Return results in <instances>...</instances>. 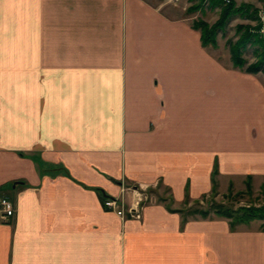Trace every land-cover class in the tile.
<instances>
[{"label":"crops","instance_id":"1","mask_svg":"<svg viewBox=\"0 0 264 264\" xmlns=\"http://www.w3.org/2000/svg\"><path fill=\"white\" fill-rule=\"evenodd\" d=\"M184 12L0 0V197L16 211L0 264H264L261 229L168 208L264 178V76L204 48ZM122 185L148 189L141 220L94 190Z\"/></svg>","mask_w":264,"mask_h":264},{"label":"rangeland","instance_id":"2","mask_svg":"<svg viewBox=\"0 0 264 264\" xmlns=\"http://www.w3.org/2000/svg\"><path fill=\"white\" fill-rule=\"evenodd\" d=\"M167 3L168 6H176L184 8V14L189 17V20L194 23L197 21L206 22L209 25L215 24L221 14V3L218 0H206L204 3L193 0H159ZM236 8H242L240 16L233 18L225 31L220 32L217 38V48L208 47L211 52H214L217 57L222 58L227 62L230 49V42H235L238 39L237 27L240 25L248 26L253 29V32L259 34L264 40V0H233ZM218 4L214 6V4ZM200 7L198 10L190 13L189 9ZM257 29V30H256ZM256 47H248L244 58L247 60L246 67L256 61ZM263 74V73H259ZM264 76V74H263ZM216 182V180H215ZM250 182L251 191L247 193V186ZM218 182L216 183V193L211 195L203 203H193L190 207L187 203L182 207L186 208H203L206 209L212 205H223L229 209L237 210L240 207H262L264 206V178L260 179H235L227 183L225 193L219 192ZM149 194V193H148ZM150 197V196H149ZM252 226L253 228L261 229L262 222L256 221L250 225H241L239 227Z\"/></svg>","mask_w":264,"mask_h":264},{"label":"trees","instance_id":"3","mask_svg":"<svg viewBox=\"0 0 264 264\" xmlns=\"http://www.w3.org/2000/svg\"><path fill=\"white\" fill-rule=\"evenodd\" d=\"M204 3L206 0H193ZM218 4L221 3V14L218 21L209 25L203 21H197L193 23V28L200 31L201 34V43L204 48L213 47L217 48V38L220 32H223L228 27L230 21L241 15L242 8H236L234 2L231 4H225L223 0H218ZM214 4L218 6V4ZM200 7H193L189 9V12L192 13L198 10ZM257 30V29H256ZM238 39L235 42H230L229 49L231 55V62L235 69L243 70L249 74H264V40L263 38L253 32V29L248 26L240 25L237 27ZM248 47H256L255 58L256 61L246 67L247 60L244 58ZM68 178L72 179L70 173L64 167L59 168ZM218 175V169H215L214 177ZM248 180H251L249 178ZM213 195L216 193V182L213 181ZM83 185V184H81ZM85 186V185H84ZM86 187V186H85ZM102 198L104 202L109 197L103 190L94 189ZM251 185L250 182L247 186V193H250ZM163 201V199H162ZM197 204H200L198 202ZM171 212L181 213L183 216V225L187 223L189 218H200L208 219L211 217L227 219L230 222L232 230H236L241 225H250L253 222L259 221L262 222L261 230L264 231V206L262 207H240L237 210L226 208L223 205H212L206 209L203 208H186L181 210H173L170 206L168 207Z\"/></svg>","mask_w":264,"mask_h":264},{"label":"built area","instance_id":"4","mask_svg":"<svg viewBox=\"0 0 264 264\" xmlns=\"http://www.w3.org/2000/svg\"><path fill=\"white\" fill-rule=\"evenodd\" d=\"M225 4H231L233 0H223ZM262 1V0H260ZM128 195L131 200L128 201ZM150 201L147 188H134L122 185L121 196L108 198L104 201L105 210L115 213L120 219H142V212L146 203ZM15 206L13 202L4 196L0 197V218L3 223H8L15 217Z\"/></svg>","mask_w":264,"mask_h":264}]
</instances>
